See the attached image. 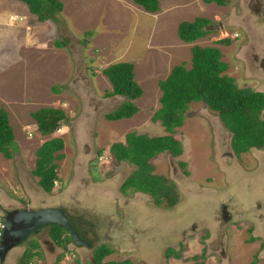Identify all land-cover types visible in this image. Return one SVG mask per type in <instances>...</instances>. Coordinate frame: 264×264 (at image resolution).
Returning <instances> with one entry per match:
<instances>
[{"label": "rangeland", "instance_id": "obj_1", "mask_svg": "<svg viewBox=\"0 0 264 264\" xmlns=\"http://www.w3.org/2000/svg\"><path fill=\"white\" fill-rule=\"evenodd\" d=\"M60 1L58 22H39L26 4L0 0V107L18 147L10 159L0 154V220L6 211L62 207L93 244L59 246L45 227L7 252L2 264H19L31 240L39 243L33 249L39 256L30 264H94V248L103 243L112 249L104 261L264 264V149L235 155L231 133L204 103H190L174 130L181 155L164 152L151 160L154 172L175 184L179 201L172 208L142 192L122 193L135 166L108 151L131 131L168 134L152 118L160 108L158 82L177 64L191 66L194 43L218 47L228 64L224 73L237 86L264 92V0L222 6L158 0L156 13L133 0ZM197 16L210 18V32L191 44L181 41L178 24ZM224 38L233 43H218ZM119 61L133 63L143 94L132 118L110 121L105 114L125 98L108 94L112 86L102 70ZM41 107L61 108L67 116L48 136L40 135L30 114ZM53 137L63 138L64 159L47 193L33 169L37 148Z\"/></svg>", "mask_w": 264, "mask_h": 264}, {"label": "trees", "instance_id": "obj_2", "mask_svg": "<svg viewBox=\"0 0 264 264\" xmlns=\"http://www.w3.org/2000/svg\"><path fill=\"white\" fill-rule=\"evenodd\" d=\"M28 6L31 14L36 15L39 22L48 19L58 22L63 10L60 0H18ZM150 13L159 11L158 0H133ZM215 1L218 5H225L226 0ZM211 21L202 16L192 20L181 21L177 26L178 37L186 42L206 36ZM218 43L230 45L233 40L224 38ZM61 46L60 42L56 43ZM191 66L185 62L172 67L168 76L158 82L161 95L160 108L152 116L153 120L160 121L168 134L161 136H148L135 131L126 133L125 142H114L109 150L117 162H128L136 168L122 182L120 189L123 193L133 191L148 194L155 205L174 207L179 201L175 184L165 176L155 173V166L151 162L158 154L168 152L177 157L182 153V143L174 136L176 127L183 124L184 114L192 102H202L210 110L216 112L231 133V148L235 155L247 152L252 148L264 149V92L250 87H239L235 79L225 74L228 64L222 59V52L216 46H200L193 44L190 48ZM112 85L109 95L124 97L120 106L105 114L110 121L130 119L138 111L134 101L143 94V89L135 80L134 65L131 62L119 61L112 63L102 70ZM37 124L38 131L48 136L61 128V122L67 119L63 109L54 107H41L30 113ZM64 140L53 137L44 141L36 150V161L33 174L38 179L39 186L46 192H51L59 180V163L64 159ZM18 147L14 140L13 128L9 122L8 113L0 107V154L10 159ZM179 165L186 167V162L178 161ZM49 237L59 246L71 242L67 230L57 224L48 229ZM250 237L249 242L255 241ZM92 244L93 242L90 241ZM39 246L36 240L30 241V246L23 252L19 264H30L39 252L34 251ZM34 249V250H33ZM176 257L179 254L174 249ZM112 253L107 244H100L94 248V264H132L129 260L104 261ZM252 264H255L253 261Z\"/></svg>", "mask_w": 264, "mask_h": 264}, {"label": "water", "instance_id": "obj_3", "mask_svg": "<svg viewBox=\"0 0 264 264\" xmlns=\"http://www.w3.org/2000/svg\"><path fill=\"white\" fill-rule=\"evenodd\" d=\"M2 235L0 237V260H4L7 252L23 243L31 233L53 224L64 227L71 241L76 246H90L74 227L66 210L62 207H47L38 210L23 209L8 211L4 218Z\"/></svg>", "mask_w": 264, "mask_h": 264}, {"label": "crops", "instance_id": "obj_4", "mask_svg": "<svg viewBox=\"0 0 264 264\" xmlns=\"http://www.w3.org/2000/svg\"><path fill=\"white\" fill-rule=\"evenodd\" d=\"M212 2H213V1H212ZM212 2H205V1L203 0V4H204V5H206V4L209 5V3H212ZM210 5H211V4H210ZM221 6H222V5H221ZM204 9H205V8H204ZM208 19L210 20V18H208ZM191 20H192V19H191ZM210 21H211V20H210ZM178 38H179V37H178ZM202 38H203V37H202ZM179 39H180V38H179ZM199 39H201V38H199ZM199 39H197V40H199ZM180 40H181V39H180ZM197 40H195V41H197ZM181 41H182V40H181ZM195 41H194V42H195ZM183 42H184V41H183ZM194 42H193V43H194ZM185 43H186V42H185ZM188 44H191V43H188ZM194 44H195V43H194ZM192 45H193V44H192ZM192 45H191V46H192ZM171 69H172V68H171ZM171 69H170V70H171ZM169 72H170V71H169ZM168 74H169V73H168ZM167 76H168V75H167ZM167 76H166V77H167ZM166 77H165V78H166ZM165 78H163V79H165ZM163 79H161V80H163ZM135 80H136V79H135ZM136 81H137V80H136ZM159 81H160V80H159ZM137 82H138V81H137ZM138 83H139V82H138ZM111 86H112V85H111ZM252 89H253V88H252ZM254 90H255V89H254ZM160 91H161V90H160ZM259 91H260V90H259ZM117 96H118V95H117ZM138 99H139V98H138ZM136 100H137V99H136ZM136 100H135V101H136ZM33 120H34V119H33ZM34 122H35V120H34ZM35 123H36V122H35ZM36 126H37V124H36ZM37 130H38V129H37ZM57 131H58V130H57ZM38 132H39V131H38ZM39 133H40V132H39ZM54 133H55V132H54ZM52 134H53V133H52ZM141 134H146V133H141ZM40 135H42V134L40 133ZM147 135H148V134H147ZM161 135H165V134H160V135H157V136H161ZM42 136H43V135H42ZM148 136H150V135H148ZM150 137H151V136H150ZM117 142H123V143H124L125 140H120V141H117ZM113 143H114V142H113ZM64 147H65V145H64ZM108 151H109L111 157H113L112 154H111V152H110V150H108ZM165 153H166V152H165ZM123 162H125V161H123ZM135 168H136V167H135ZM127 177H128V176H127ZM125 179H126V178H125ZM125 179H124V180H125ZM124 180H123V181H124ZM58 181H59V180H58ZM121 184H122V183H121ZM120 186H121V185H120ZM39 187H40V186H39ZM120 190H121V189H120ZM51 192H52V191H51ZM121 192H122V191H121ZM47 193H48V192H47ZM49 193H50V192H49ZM122 193H123V192H122ZM60 205H61V204H59V206H60ZM14 248H16V247H14ZM14 248H12L10 251H12ZM10 251H9V252H10Z\"/></svg>", "mask_w": 264, "mask_h": 264}, {"label": "flooded vegetation", "instance_id": "obj_5", "mask_svg": "<svg viewBox=\"0 0 264 264\" xmlns=\"http://www.w3.org/2000/svg\"><path fill=\"white\" fill-rule=\"evenodd\" d=\"M230 142H231V140H230ZM230 144H231V143H230ZM147 195H148V194H147ZM25 209H27V208H25ZM22 210H23V209H22ZM66 212H67V211H66ZM7 213H8V211L5 212L4 218L6 217ZM67 214H68V213H67ZM68 215H69V214H68ZM226 216H227L226 213H224V218H225ZM69 217H70V216H69ZM4 218H3V219H4ZM70 219H71V221H72L74 227H75V228L77 229V231L80 233V235H81L84 239H86V238H85V235L83 234V232L81 231V229L78 228V226L76 225V223H75V221L73 220V218L70 217ZM50 226H51V225H50ZM50 226H45V227H47V228L49 229ZM45 227H43V228H45ZM41 229H42V228H41ZM41 229H39V231H40ZM32 234H35V233H31L30 235H32ZM30 235L26 238V240L30 237ZM86 240H87V239H86ZM88 241H89V240H88ZM89 242H90V241H89ZM70 243H72V241H71ZM90 243H91V242H90ZM72 244H73V243H72ZM91 245H92V243H91ZM91 245H90V246H91ZM75 246H76V245H75ZM90 246H89V247H90ZM78 247H81V246H78ZM13 248H14V247H13ZM11 249H12V248H11ZM11 249H10V250H11ZM10 250H9V251H10ZM9 251H8V252H9ZM0 264H2L1 260H0Z\"/></svg>", "mask_w": 264, "mask_h": 264}, {"label": "built area", "instance_id": "obj_6", "mask_svg": "<svg viewBox=\"0 0 264 264\" xmlns=\"http://www.w3.org/2000/svg\"><path fill=\"white\" fill-rule=\"evenodd\" d=\"M2 228H3V224H2V221L0 220V237L2 235Z\"/></svg>", "mask_w": 264, "mask_h": 264}]
</instances>
